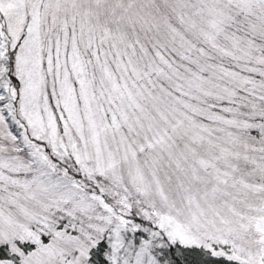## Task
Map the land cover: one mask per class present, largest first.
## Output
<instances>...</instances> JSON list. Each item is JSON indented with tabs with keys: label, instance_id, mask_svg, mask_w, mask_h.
I'll return each instance as SVG.
<instances>
[{
	"label": "snow or ice",
	"instance_id": "obj_1",
	"mask_svg": "<svg viewBox=\"0 0 264 264\" xmlns=\"http://www.w3.org/2000/svg\"><path fill=\"white\" fill-rule=\"evenodd\" d=\"M0 264H264V0H0Z\"/></svg>",
	"mask_w": 264,
	"mask_h": 264
}]
</instances>
